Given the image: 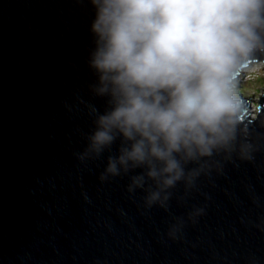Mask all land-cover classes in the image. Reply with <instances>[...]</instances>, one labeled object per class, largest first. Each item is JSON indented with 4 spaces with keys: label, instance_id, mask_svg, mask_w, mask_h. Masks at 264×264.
Listing matches in <instances>:
<instances>
[{
    "label": "water",
    "instance_id": "95a60500",
    "mask_svg": "<svg viewBox=\"0 0 264 264\" xmlns=\"http://www.w3.org/2000/svg\"><path fill=\"white\" fill-rule=\"evenodd\" d=\"M95 18L91 0H0V264H264L262 89L244 114L254 159L234 155L149 208L128 191L142 169L101 181L110 153L78 155L91 109L108 105L92 90Z\"/></svg>",
    "mask_w": 264,
    "mask_h": 264
},
{
    "label": "clouds",
    "instance_id": "9594fccd",
    "mask_svg": "<svg viewBox=\"0 0 264 264\" xmlns=\"http://www.w3.org/2000/svg\"><path fill=\"white\" fill-rule=\"evenodd\" d=\"M91 3L92 90L108 105L103 113L91 109L94 127L78 155L110 153L101 181L142 169L128 191L143 189L147 207L167 208L178 183L191 189L234 155L254 159L258 146L238 77L264 55V0Z\"/></svg>",
    "mask_w": 264,
    "mask_h": 264
},
{
    "label": "rangeland",
    "instance_id": "374dc122",
    "mask_svg": "<svg viewBox=\"0 0 264 264\" xmlns=\"http://www.w3.org/2000/svg\"><path fill=\"white\" fill-rule=\"evenodd\" d=\"M247 71L240 78L241 86L238 88L239 92L245 94L246 99L257 98L256 91L262 89V94H264V62L259 61L254 63Z\"/></svg>",
    "mask_w": 264,
    "mask_h": 264
},
{
    "label": "bare ground",
    "instance_id": "6f19581e",
    "mask_svg": "<svg viewBox=\"0 0 264 264\" xmlns=\"http://www.w3.org/2000/svg\"><path fill=\"white\" fill-rule=\"evenodd\" d=\"M256 63V62H255ZM253 65V64H252ZM252 65H250V66H248V67H246L245 69H244V73L243 74H246L248 71H247V69H249V68H251V66ZM242 74V75H243ZM241 77H238V88L241 86V79H240ZM263 100H264V98H263Z\"/></svg>",
    "mask_w": 264,
    "mask_h": 264
},
{
    "label": "trees",
    "instance_id": "16d2710c",
    "mask_svg": "<svg viewBox=\"0 0 264 264\" xmlns=\"http://www.w3.org/2000/svg\"><path fill=\"white\" fill-rule=\"evenodd\" d=\"M238 91H239V89H238ZM239 94H240V92H239Z\"/></svg>",
    "mask_w": 264,
    "mask_h": 264
}]
</instances>
